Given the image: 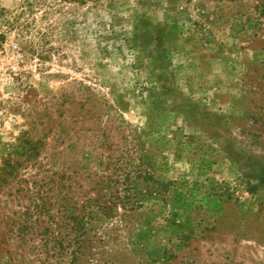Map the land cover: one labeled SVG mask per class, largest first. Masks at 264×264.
Masks as SVG:
<instances>
[{
	"label": "rangeland",
	"instance_id": "1",
	"mask_svg": "<svg viewBox=\"0 0 264 264\" xmlns=\"http://www.w3.org/2000/svg\"><path fill=\"white\" fill-rule=\"evenodd\" d=\"M259 3L0 0V264H264Z\"/></svg>",
	"mask_w": 264,
	"mask_h": 264
},
{
	"label": "trees",
	"instance_id": "2",
	"mask_svg": "<svg viewBox=\"0 0 264 264\" xmlns=\"http://www.w3.org/2000/svg\"><path fill=\"white\" fill-rule=\"evenodd\" d=\"M76 3H86L88 0H70ZM100 1V0H94ZM258 9L264 16V0H259ZM128 158H117L114 174L107 177L105 180L106 190L99 194L100 199L105 202H97V207L101 209L106 218H112L113 212L119 206L124 211H133L142 206L141 200L137 193L134 192L139 184H144L149 191H165L167 183L159 180L150 170V166L143 160L136 161L132 156L127 154ZM104 181V180H103ZM108 194V195H107ZM145 195V194H142ZM112 213V214H111ZM88 218V212L83 214L80 218V228L84 229L86 222L84 219ZM56 225V224H55Z\"/></svg>",
	"mask_w": 264,
	"mask_h": 264
}]
</instances>
